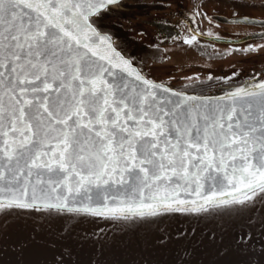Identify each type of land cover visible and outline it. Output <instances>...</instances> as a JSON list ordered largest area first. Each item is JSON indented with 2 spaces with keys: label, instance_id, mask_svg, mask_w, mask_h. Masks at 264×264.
I'll return each mask as SVG.
<instances>
[{
  "label": "snow or ice",
  "instance_id": "1",
  "mask_svg": "<svg viewBox=\"0 0 264 264\" xmlns=\"http://www.w3.org/2000/svg\"><path fill=\"white\" fill-rule=\"evenodd\" d=\"M117 2L0 0V210L127 221L264 200V79L219 98L148 79L92 26Z\"/></svg>",
  "mask_w": 264,
  "mask_h": 264
},
{
  "label": "flooded vegetation",
  "instance_id": "2",
  "mask_svg": "<svg viewBox=\"0 0 264 264\" xmlns=\"http://www.w3.org/2000/svg\"><path fill=\"white\" fill-rule=\"evenodd\" d=\"M264 0H123L94 16L95 29L148 79L206 94L264 79ZM211 33V35H208ZM196 35L192 44L185 38Z\"/></svg>",
  "mask_w": 264,
  "mask_h": 264
},
{
  "label": "trees",
  "instance_id": "3",
  "mask_svg": "<svg viewBox=\"0 0 264 264\" xmlns=\"http://www.w3.org/2000/svg\"><path fill=\"white\" fill-rule=\"evenodd\" d=\"M35 215L41 219H32ZM186 217L195 223L188 224L193 231L180 235L179 239L174 236L165 239L173 225H183ZM6 218L12 221L8 224L25 223L32 235L14 251L36 243L52 248L55 255L70 253L76 264L113 262L105 254L113 258L120 255L119 263H124V251L144 250L152 251L151 259L144 264H264V200L261 199L246 205L213 207L200 213H165L127 221L83 214L46 216L30 210L7 213L0 210V225L5 224ZM187 235L193 237L184 240ZM168 249L174 250L167 252ZM183 252L186 254L181 255ZM70 258L64 256V260Z\"/></svg>",
  "mask_w": 264,
  "mask_h": 264
},
{
  "label": "rangeland",
  "instance_id": "4",
  "mask_svg": "<svg viewBox=\"0 0 264 264\" xmlns=\"http://www.w3.org/2000/svg\"><path fill=\"white\" fill-rule=\"evenodd\" d=\"M9 212H13V211H9ZM32 219H36L38 221V219H41V216L35 215L33 216ZM188 220L189 219L186 217L183 225L181 226L174 224L173 225L174 227L171 229L169 233L170 236H167V237L164 236V238L169 239V237L174 236V237H177V239H179L178 237L180 235L185 236L186 233L193 231L191 226H188V224L195 225V223L190 220L188 223ZM8 222H12V221H9V219L6 218L5 224L0 225V264H52V257L53 255H55L54 252H56V251H51L52 248H46L44 246H40L39 244L33 243V244H28L26 246H20L22 247L21 251H18V250L14 251V248H16L19 245H22L21 243L26 241V237H29L32 235L29 234L26 230L27 228L24 227L26 225L25 223L8 224ZM27 224H30V223H27ZM197 229H200V228H197ZM161 234H162V231L160 230V235ZM39 236H42V235H39ZM189 237H193V236L187 235V237H185L184 240H187ZM173 250L174 249H168L167 252H172ZM124 252H125V255L122 258V261L124 263L122 262L119 263V260L121 258L120 255H116L115 258L110 257L108 254H105V255L106 257H109V259L113 261V262H109L110 264H144L146 260L148 261L151 259L150 253L152 251L148 250L147 252L144 250L142 252L141 251L139 252L124 251ZM64 253H65V256H67L68 258L71 257L70 260H64L65 264H76L74 262L76 258H73V256H70L68 252H64ZM183 254H186V253L183 252L181 255ZM181 255H176V256H181Z\"/></svg>",
  "mask_w": 264,
  "mask_h": 264
},
{
  "label": "water",
  "instance_id": "5",
  "mask_svg": "<svg viewBox=\"0 0 264 264\" xmlns=\"http://www.w3.org/2000/svg\"><path fill=\"white\" fill-rule=\"evenodd\" d=\"M121 1H123V0H118V2L117 3H113V4H111L109 7H112V6H114V5H116V4H118L119 2H121ZM251 20H256V21H259V20H261V19H250V21ZM228 23H245V24H249V25H256V26H259V27H261L260 25H259V23H251V22H246L243 18H239V19H230V20H228ZM93 26V25H92ZM94 28V27H93ZM264 28V27H263ZM97 31V30H96ZM98 32V31H97ZM100 33V32H99ZM262 33V32H261ZM261 33H257V34H255V35H251L250 36V38H257V39H259V38H264V35H261ZM264 33V32H263ZM101 35H103V36H106L107 38H108V42L113 46V48L115 49V51H117V52H119L115 47H114V44H113V42H112V40H111V38L108 36V35H106V34H103V33H100ZM120 53V52H119ZM121 54V53H120ZM122 55V54H121ZM123 56V55H122ZM124 57V56H123ZM125 58V57H124ZM126 59V58H125ZM133 65V64H132ZM133 67H135L134 65H133ZM136 68V67H135ZM137 69V68H136ZM138 70V69H137ZM156 83H158V82H156ZM159 84H161V83H159ZM163 86H166V85H164V84H162ZM166 87H168V86H166ZM170 88V87H169ZM170 89H172V88H170ZM173 91H176V90H174V89H172ZM232 90V87H230V88H227V89H223V90H221V91H214V92H211V93H207V94H203V95H199V94H194V93H191V94H189V93H185V94H187V95H195V96H208V97H211V98H219V97H222V96H224L226 93H228V92H230ZM213 207H215V206H213Z\"/></svg>",
  "mask_w": 264,
  "mask_h": 264
}]
</instances>
